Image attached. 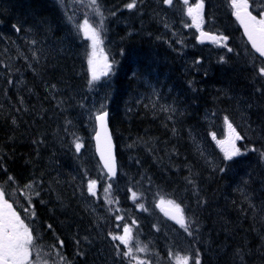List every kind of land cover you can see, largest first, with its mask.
Returning <instances> with one entry per match:
<instances>
[{
    "label": "trees",
    "instance_id": "trees-1",
    "mask_svg": "<svg viewBox=\"0 0 264 264\" xmlns=\"http://www.w3.org/2000/svg\"><path fill=\"white\" fill-rule=\"evenodd\" d=\"M99 2L103 18H114L109 57L114 53L121 58L122 54L127 69L131 63L140 61L143 65L136 82L121 75L114 86V99L108 104L119 160L150 170L163 193L187 207L193 231L192 238H188V254L193 260L199 252L201 264H264V215L260 214L264 211V160L259 151L240 160L249 183L247 193L240 196L234 182L229 190L224 189L229 173L222 153L218 149L212 152L216 169L210 172L191 137V133L198 138L206 133L201 122L206 112L215 113L220 119L227 116L232 122L243 97H253L255 76L246 65L231 64L217 73L215 84L208 79L196 83L183 73L177 57L164 55L167 48L159 39L170 33L158 23L157 0H136L137 7L131 10L125 5L132 0ZM64 4L77 28L88 19L104 40L109 39L98 26L100 16L86 0H64ZM121 22L130 23L139 33L126 35L127 28L121 27ZM0 36L1 178L12 176L11 189L22 190L28 201L36 198L34 203L44 226L50 224L59 237L80 243L84 236L88 239L91 235L90 225L83 220L73 193H66L59 184L71 178L55 172L64 169L77 137L92 147L93 125L84 120L80 111L85 102L80 100L82 90L94 87L90 84L86 47L54 0H0ZM33 40L36 45L31 43ZM151 52L152 63L140 59ZM163 104L170 106L167 114L160 109ZM129 146L137 149L135 155L130 154ZM262 146L258 150L264 151V143ZM234 163L237 161L231 164ZM186 175L194 179L196 186H188ZM33 182L31 189L25 187ZM197 187L199 195L194 191ZM249 196L259 198L255 201ZM39 197L44 204L38 201ZM103 199L109 212H122L130 204L117 200L112 188L110 193H103ZM109 199L113 202L108 203ZM162 242L160 234L156 243ZM78 249L83 253V245ZM165 254L163 251L159 257ZM151 264L158 263L152 260Z\"/></svg>",
    "mask_w": 264,
    "mask_h": 264
},
{
    "label": "snow or ice",
    "instance_id": "snow-or-ice-1",
    "mask_svg": "<svg viewBox=\"0 0 264 264\" xmlns=\"http://www.w3.org/2000/svg\"><path fill=\"white\" fill-rule=\"evenodd\" d=\"M183 2L185 5L189 4V0H183ZM163 3L171 6L173 4V0H163ZM90 4L94 9L95 14L101 17L100 24L102 25L103 12L101 11L98 0H90ZM251 4L253 6V10H256L257 7L259 8L255 15L253 14V11L249 10V0H231V6L234 9L233 14L239 24L243 27L244 35L247 37L248 42H250L252 49H254L260 57H264V0H251ZM125 7L129 10L136 8V0H132V2L126 4ZM203 9L204 0H198V2H196L193 6H189L187 8V15L191 18L192 24L186 26H194L200 31L201 43L204 42V38H207L218 45L227 47V44L225 43L228 40L227 36H217L203 31ZM112 15H115V13H112ZM13 28L16 32L20 31V28L16 25H13ZM80 28L84 31L85 36L92 41L93 58H89L88 60L91 71V84L93 82L100 81L102 76H108L112 70V64L109 63L106 55H102L98 59L95 58L97 45L102 43L100 33L97 29L89 23L88 19H84ZM31 43L35 44L36 41L33 40ZM100 51L103 53V49ZM228 51L231 52L232 49L228 48ZM33 57L36 58V53H33ZM25 59L27 58L25 57ZM257 75L264 78V66L258 67ZM9 83H11V81H9ZM108 115L107 111L102 110L95 116V120L99 126V130L95 135V140L97 142V151L100 153L101 159L104 163V168L107 169L109 178H111L116 175L117 166L113 155L112 137L108 129ZM224 122L229 130L228 137L226 139L219 140L216 138L215 134H213L212 138L216 140L217 144L220 146L223 153V159L225 161H233L234 158L246 154V152L242 151L241 147L237 144V142L243 140L244 137H242L233 124L229 122L227 116L224 117ZM74 147L77 153H79L83 147V144L80 142L78 137L74 142ZM251 151H259L261 159L264 160V151H260L255 148L251 149ZM220 171H225V168H220ZM8 180L14 181V178L12 176H8ZM34 183L35 182L25 185V187L31 189ZM96 185L97 181L95 180H90L88 182V192L92 196L96 195ZM111 187V184H109L106 188H104V192L110 193ZM35 195L38 196L39 192H36ZM135 197L136 193H133V198L135 199ZM29 202H31L30 198ZM41 202L43 203V201ZM112 202L113 201L111 199L108 200V203ZM167 203L172 206L175 212L171 218L174 219L180 227L191 236L192 231H190V224L184 215V210L181 205L175 203L174 201H168ZM139 207L142 209L144 208L142 204L139 205ZM29 211V208L24 209L25 213H29ZM166 215H168L167 212ZM31 216L35 217L34 209L31 210ZM118 219L122 218L118 217ZM133 223H135V221H133ZM47 227L51 229L52 225L49 224ZM130 234L131 229L125 226L124 235H113L112 239L119 240L122 244L128 246L129 240L131 239ZM85 239L87 238L85 237ZM39 241L40 236L36 229L25 223V220L22 219L21 215L14 209L13 203H10L9 200L6 199V190L0 188V264H39L40 249L43 247ZM77 244H79V241H77ZM49 247L55 251V255L59 257L61 264H68L66 257L62 254V249L64 247V242L62 240L59 241V247H57V245H50ZM34 251L37 256L36 261L32 259ZM137 251L146 252L147 248L146 246L140 247L137 248ZM78 254L83 255V253ZM122 255L136 259V257L132 256L131 247L128 248V251L123 252ZM190 261L191 264H201L199 252H197L194 260L190 256L178 258L177 264H190ZM137 264H149V262L138 260Z\"/></svg>",
    "mask_w": 264,
    "mask_h": 264
},
{
    "label": "rangeland",
    "instance_id": "rangeland-1",
    "mask_svg": "<svg viewBox=\"0 0 264 264\" xmlns=\"http://www.w3.org/2000/svg\"><path fill=\"white\" fill-rule=\"evenodd\" d=\"M60 4H62L63 6V10L64 13L66 15L67 21L70 22V24H72V21L69 17V14L67 13L64 5H63V1L62 0H57ZM90 2V0H88ZM183 1V0H181ZM214 1V3H213ZM223 0H212L213 3V10L216 13H220V15H218L216 18L218 24L220 25H226V21L228 18L227 13L224 11L223 9V5H222ZM172 9H176V6H169ZM177 6L181 7L182 4H178ZM164 9L160 12V14L162 15V17H167L168 19V24L167 27L172 31L173 36L169 39V41L167 42V45L169 46V42L174 39V38H178V46L179 48L177 49L178 51H180L183 56H184V60L191 65L192 67H197V69H189L187 72H185V74L187 76H191L193 77V79L195 80L196 83H199L201 81H203V72L201 71L202 67H203V63L200 65V67H198V58H193L194 54H192L189 50L190 47H192V50L198 52L199 50L196 48V46L194 44H192L191 39L197 37V32H195L196 27L194 26H186V25H191L192 24V20L191 18L187 15V6H183V16L187 19L190 20V24L184 22L183 20H177L175 19L171 13H169L168 15L166 14L167 12L164 11L165 7H163ZM167 15V16H166ZM83 24V23H82ZM73 26V25H72ZM74 27V26H73ZM98 31V30H97ZM80 32L84 38V40H87V44H89L90 47V51H89V58H93L92 57V53H93V47H92V41L91 39L87 38L84 34V31L80 28ZM160 35V34H159ZM158 37V35L156 36ZM99 45V44H98ZM97 45V46H98ZM101 49L98 50V48H96V57L95 58H100L102 55H104V51L103 53H101L100 51ZM153 51V50H151ZM145 51H141V54L144 53ZM169 52H172V49L169 47V49L165 52L164 55H169ZM150 53H146L145 56H142L140 59H142L143 61H145L146 63L150 64L152 63V55L153 52ZM177 54L174 53L171 55V59H176ZM142 61V62H143ZM9 70L11 72H14L13 69L11 68V66H8ZM114 68V65H112V70ZM111 70V71H112ZM205 74V73H204ZM104 77V76H102ZM99 86H101L100 82H98ZM100 88L98 89V86L96 84V86L93 87L92 92H93V98L91 99L90 104L88 105V107L86 108V112L88 114V116L91 118L94 117L96 115V113H98V111H100L99 109L105 108L106 107V99L104 95H98L100 93ZM170 106L168 105H160V109L161 111H164L166 114L168 112ZM250 117V116H249ZM247 118L245 119V123L248 127H250L253 131L254 134H256L257 137L254 138L255 141H259L262 142L264 141V137H261L258 133L260 131V126L257 125L256 122H254L253 120H251V118ZM205 121L209 124L213 123V120L211 118V115H207ZM191 137H192V142L194 143L193 145L195 146V150L199 153V155H201V157L203 158L204 163L209 167L210 172H214L216 169V162L214 161V157L213 155L210 153V149L207 147V144L204 140V138L201 137H195L194 133H191ZM228 137V134H227ZM226 137V138H227ZM197 139V141H196ZM201 140V141H200ZM262 146V144H261ZM263 147V146H262ZM134 148H131L130 146L128 147V151H130V154L135 155L134 153ZM145 150H148L147 148ZM125 158H127V155H124ZM126 167L130 168L129 162L128 160H126ZM230 176V181H226L227 185L224 186V189L226 188V190H229L231 183L233 182V178ZM66 180V179H65ZM194 182V181H193ZM68 183L67 181L63 182L64 186H63V191H66V193H70L72 195V193L74 194L75 189H77L76 185H73L72 183H70L69 185L66 184ZM195 183V182H194ZM197 189V188H196ZM249 189V186H246L244 189L241 188L239 191L240 196H243L247 193ZM157 193V190L154 191V193ZM151 194L152 195V191H148V193H143L140 192L139 194L136 195H142V205L145 207V211L147 212V214H149L152 218L151 219H145L144 215L142 214V212L138 213L137 211H135L134 214V221L135 224L138 226V231L139 233L136 235V237L138 238V240L141 242V246L140 247H145L149 250H151L150 247V242H153V238L148 236L149 231L152 230V223L154 227H158L161 225V220H163V222H165L169 227H163L165 233L169 236V239L171 241H174L175 239H180V240H185L186 238V232L184 231L183 228L180 227V225L171 218L172 215L175 214L174 209L172 208V206H170L167 202L168 201H174L176 203V201L169 196L168 194L162 193L161 195H159L158 197H153L152 200H149L147 195ZM238 194V193H237ZM150 196V195H149ZM163 201V203H162ZM243 205L241 204V207ZM182 207V206H181ZM183 208V207H182ZM137 210L141 211L142 208H140L139 206L137 207ZM235 211V210H234ZM166 212L168 213V215H166ZM145 226L148 228L146 230ZM141 234L147 235L146 238H140ZM123 235H124V231H123ZM131 235V234H130ZM132 237V235H131ZM164 244H167L168 246V251L171 254V260L168 262V264H177V259L178 258H182L184 256H188V254L185 251H182L180 248L176 247L175 248H171L170 245H174L171 244V242H163ZM181 245H184L183 242H179ZM41 245H43V247H41L40 249V255H39V264H61L60 259L58 256L55 255V251L53 249H51L48 245H45L44 243L40 242ZM91 253V259H93V264H102V259H103V254L101 253V249L98 248V250H93L90 251ZM34 254V261L37 260V256L35 251L33 252ZM62 254L66 257L65 253L62 250ZM73 255H75V252H73ZM89 256V255H88ZM90 258V257H89ZM68 264H71L70 261L68 260V258L66 257ZM101 260V261H100Z\"/></svg>",
    "mask_w": 264,
    "mask_h": 264
},
{
    "label": "bare ground",
    "instance_id": "bare-ground-1",
    "mask_svg": "<svg viewBox=\"0 0 264 264\" xmlns=\"http://www.w3.org/2000/svg\"><path fill=\"white\" fill-rule=\"evenodd\" d=\"M128 1V0H127ZM143 3V2H142ZM141 3V4H142ZM140 4V5H141ZM139 5V6H140ZM152 5V4H151ZM141 7V6H140ZM79 9V8H78ZM85 11V10H84ZM49 13V12H48ZM86 13V12H85ZM155 13V12H154ZM10 14V13H9ZM46 14V13H45ZM21 15V14H20ZM18 16V15H17ZM2 19V18H1ZM58 19V18H57ZM56 19V20H57ZM3 20V19H2ZM8 20V19H7ZM19 20V19H18ZM55 19H53V21H54ZM55 20V21H56ZM11 21V20H10ZM17 21V20H16ZM3 23V22H2ZM56 23V22H55ZM59 23V22H58ZM6 27V26H5ZM26 29V28H25ZM60 29V28H59ZM5 30V29H4ZM63 30V29H62ZM20 32V31H19ZM123 32V31H122ZM55 33V32H54ZM7 34H8V32H7ZM14 34H16V33H14ZM56 34V33H55ZM58 34V33H57ZM63 34H64V32H63ZM28 35V34H27ZM58 35H60V34H58ZM47 36V35H46ZM56 36V35H55ZM55 36H53V37H55ZM1 37V36H0ZM14 38V37H13ZM16 38V37H15ZM27 38V37H26ZM1 39H2V37H1ZM47 39V38H46ZM37 40V39H36ZM146 40V39H145ZM30 41V40H29ZM43 42V41H42ZM50 42V41H49ZM49 42H48V44H49ZM52 42V41H51ZM15 43H17V42H15ZM38 43V42H37ZM78 43V42H77ZM142 43V42H141ZM159 43L160 44H162V47H163V44H165V39H159ZM19 44V43H18ZM138 44V43H137ZM36 45V44H35ZM45 45V44H44ZM47 46V45H46ZM51 46H52V44H51ZM53 46H54V44H53ZM9 47V46H8ZM5 48H7V47H5ZM7 50H8V48H7ZM22 50V49H21ZM38 50V49H37ZM24 51V50H23ZM22 51V52H23ZM56 52V51H55ZM25 53V52H24ZM42 53V52H41ZM40 54V53H39ZM44 58V57H43ZM27 59H28V57H27ZM30 59V58H29ZM46 60V59H45ZM29 61V60H28ZM37 61V60H36ZM31 62V61H30ZM29 63V62H28ZM132 64V63H131ZM135 65V64H134ZM2 68V67H1ZM13 94H11V96H12ZM10 96V95H9ZM13 97V96H12ZM26 99V98H25ZM24 99V100H25ZM28 99V98H27ZM20 106V105H19ZM49 110V109H48ZM55 110H58L57 108L55 109ZM64 111V110H63ZM199 111V110H198ZM47 112V111H46ZM59 123H60V121H59ZM61 124V123H60ZM63 130V129H62ZM245 152H246V154H244L242 157H241V159L240 160H242V159H246L249 155H251V154H254L256 151H251V150H247V149H245L244 150ZM118 152H120V151H118ZM127 152V151H126ZM54 173V172H53ZM52 173V174H53ZM209 185V184H208ZM179 187V186H178ZM208 187V186H207ZM209 187H210V185H209ZM198 188V187H197ZM182 190V189H181ZM181 190H180V192H181ZM184 190V189H183ZM181 195V194H180Z\"/></svg>",
    "mask_w": 264,
    "mask_h": 264
},
{
    "label": "water",
    "instance_id": "water-1",
    "mask_svg": "<svg viewBox=\"0 0 264 264\" xmlns=\"http://www.w3.org/2000/svg\"><path fill=\"white\" fill-rule=\"evenodd\" d=\"M244 30V29H243ZM246 37V36H245ZM246 39H247V37H246ZM210 40L209 39H207V38H204V42L205 43H207V42H209ZM250 43V42H249ZM262 58H264V57H262ZM108 129H109V132H110V134H111V131H110V127H109V123H108ZM99 130V126H98V123H97V130H96V132ZM95 135H96V133H95ZM95 135H94V141H95V146H96V153H97V156H98V158H99V160H100V162L102 163V165H103V167H104V163H103V160L101 159V156H100V153L97 151V142H96V140H95ZM112 143H113V155H114V157H115V146H114V142H113V139H112ZM115 161H116V157H115ZM106 171H107V169H105ZM117 171V170H116ZM108 173V172H107ZM116 176V175H115ZM114 176V177H115Z\"/></svg>",
    "mask_w": 264,
    "mask_h": 264
},
{
    "label": "flooded vegetation",
    "instance_id": "flooded-vegetation-1",
    "mask_svg": "<svg viewBox=\"0 0 264 264\" xmlns=\"http://www.w3.org/2000/svg\"><path fill=\"white\" fill-rule=\"evenodd\" d=\"M249 3H250V9L253 11V6H252V4H251V0H249ZM231 10H232V12L234 11L233 8H232ZM255 11H256V10H255ZM253 13H254V15L256 14V12H254V11H253ZM212 45H213V46H215V45L218 46V44H216V43H213Z\"/></svg>",
    "mask_w": 264,
    "mask_h": 264
}]
</instances>
